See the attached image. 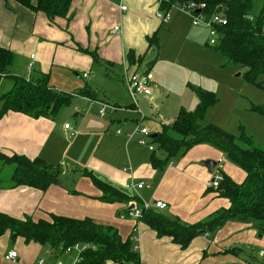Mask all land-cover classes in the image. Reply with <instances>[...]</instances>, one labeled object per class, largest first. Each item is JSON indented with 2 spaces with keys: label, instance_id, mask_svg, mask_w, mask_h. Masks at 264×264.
I'll return each mask as SVG.
<instances>
[{
  "label": "crops",
  "instance_id": "obj_1",
  "mask_svg": "<svg viewBox=\"0 0 264 264\" xmlns=\"http://www.w3.org/2000/svg\"><path fill=\"white\" fill-rule=\"evenodd\" d=\"M36 1L30 0L32 4ZM160 1L72 0L66 18H55L49 22L43 13H33L15 0H0V48L10 51L13 56L9 72L33 82L46 77L48 88L57 93L74 97L84 91L95 96V101L83 96L79 98L87 102H104L87 84H84L85 88L71 94L56 90L54 84L66 87L73 76L86 80L93 77L89 71L94 65H102L104 69H110L109 75H114L116 71L119 73L118 79L125 89L122 73L124 74L126 56L130 51L133 52L135 60L141 58V64L131 66L129 71H149L140 70L141 65L150 49L153 46L158 48L160 36L181 35L186 22L184 18H188L192 25L189 16L177 11L173 14L174 9L169 10V21L161 23L156 17L160 11ZM122 7H125V10H122ZM114 27H119L120 31L112 34ZM200 30L207 31L203 26ZM154 35L157 43L149 46L147 38ZM72 69L81 70L82 74L72 75L68 72ZM153 81L155 87L150 99H161L164 92L163 83L156 79L155 75ZM12 85L9 79H1L0 89L3 91L0 92V97L7 93ZM141 99L151 105V100L144 97ZM197 104L198 97H194L193 104H189L186 111L194 110ZM128 112L135 116H126ZM136 115L129 106L125 111L118 110L113 113L108 122H116L118 127L113 131L114 135H108L104 131L108 118L104 120L89 111L84 112L71 137L72 118H34L14 112L5 114L0 118V153L6 156H23L29 160L39 158L53 167H58L61 173L57 177L56 185L41 192L25 186L13 187L12 167L9 182L3 185L0 181V214L32 221L50 220L51 216L74 220L89 219L96 224L112 227L123 240L136 234L137 253L141 264H237L235 256H241L245 261L251 260L252 249L246 248L244 253L236 250L238 242L243 239L248 241L251 236L254 237V232L248 236L239 233L237 237H232L237 228L240 232L248 229L244 224L229 221L218 230L213 239L210 233H205L193 239L187 248L181 249L171 238L158 237L144 222L123 216L125 210L133 206L132 203L139 205L162 202L167 206L165 210L151 207L148 211L159 213L167 219L187 226L208 221L230 205L220 190L207 186L213 173L220 172L236 184H241L246 176L221 150L209 144H198L183 150L163 162L159 168H153L151 151L147 146L138 144L139 135L135 129L139 125H136ZM176 117L167 122L161 121L159 129L149 133L147 145L155 148L151 137L161 130V125L171 124ZM91 120H96L104 126L101 137H107L111 144L101 146L103 149L99 144L92 147L94 136L91 134L96 130L88 128ZM66 124H69V130L64 129ZM118 130H121L120 134H117ZM66 138L69 143H65ZM70 148L74 154L70 153V158L64 163L67 149ZM159 157L164 161L165 155L159 154ZM207 161L216 163L212 172L203 165ZM87 172L134 199L127 203L102 202V193L92 184L86 175ZM140 183L143 184L141 189L127 188V185ZM231 243L234 245L230 246ZM46 250L52 257L61 258L65 254L63 252L52 255ZM10 251L17 253L16 263L4 259ZM227 251H230V254L221 256ZM41 253L43 247L39 244H26L21 237L13 238L9 232L0 237V264H34ZM74 260L75 258L71 261L68 259L65 263L72 264ZM65 263L61 259L57 261V264Z\"/></svg>",
  "mask_w": 264,
  "mask_h": 264
},
{
  "label": "trees",
  "instance_id": "obj_2",
  "mask_svg": "<svg viewBox=\"0 0 264 264\" xmlns=\"http://www.w3.org/2000/svg\"><path fill=\"white\" fill-rule=\"evenodd\" d=\"M33 13H43L49 22L55 18H66L72 0H15ZM255 0H161L160 12L171 9L175 3H204L201 13L210 17L220 13L227 20L226 25L217 27L218 36L213 49L229 63L245 69V79L264 90V0L261 9L252 14ZM149 46L157 43L156 35L147 38ZM127 66L141 64V58L134 59L128 52ZM13 56L10 51L0 48V80L9 79L12 88L0 97V118L9 112L20 113L34 118L54 116L67 106L71 96L57 93L48 88L46 77L40 81H27L9 72ZM137 72V71H135ZM198 104L192 111L180 109L176 119L168 125H161L156 138L151 141L156 147L151 152V166L159 168L163 162L173 158L198 144H209L221 150L227 159L241 168L246 176L241 184H236L223 175L217 190L229 201V208L221 210L208 221L184 225L167 219L159 213L144 212L139 221L144 222L158 237H169L181 249L205 233H212L229 221L242 224L254 223L258 233L264 235V149L253 143L246 135L235 136L213 124L204 123L206 111L217 103L212 92L195 90ZM78 96L95 101V96L80 92ZM131 108V105L129 106ZM251 110L264 117V108ZM159 152L156 154V152ZM160 155H165L161 161ZM0 162L13 165L11 182L13 187L25 186L47 191L58 183L61 173L42 159L29 160L12 155L7 159L0 153ZM86 175L102 193L104 203H127L133 200L120 190L101 181L91 172ZM9 232L13 238L21 237L26 244L35 243L47 247L52 255L62 254L76 244L88 245L75 264H141L137 251H134L132 238L123 240L118 232L109 226L99 225L89 219L74 220L51 216L50 220H18L0 214V237Z\"/></svg>",
  "mask_w": 264,
  "mask_h": 264
},
{
  "label": "rangeland",
  "instance_id": "obj_3",
  "mask_svg": "<svg viewBox=\"0 0 264 264\" xmlns=\"http://www.w3.org/2000/svg\"><path fill=\"white\" fill-rule=\"evenodd\" d=\"M261 1L262 0L254 1L252 14L256 15L259 12L261 9ZM176 11L181 13V11L175 10L173 14L177 13ZM184 19L186 22L184 23L183 33L178 35V37H163L161 35L158 48L153 46L147 54L144 63L141 65L140 70L145 71L149 69L151 74L155 75L156 79L162 81L164 92L161 99H152L151 105H149V102L143 101V99H141L142 97L138 98L139 109L146 118L141 120V116L137 114L138 121L136 125L138 124L140 127L146 128L151 134L159 129L161 121L167 122L175 118L180 108L187 110L188 105L193 104V98L197 97L193 90L209 91L215 95L217 103L207 109L204 123L213 124L221 130L234 134L235 136L241 134L249 136L254 144L264 149V117L251 110V108L255 106L264 108V90L245 79L244 68L229 63L213 49V46L209 44L210 37L208 32L200 30L202 26L194 28L188 18ZM192 41H194V43H192ZM33 70H35V68ZM27 71L29 70L27 69ZM68 72L72 75L75 73L82 74V71L77 69H72L71 72ZM89 73L93 77L82 80L76 79L73 76L72 81H69L66 87L56 83L54 84V88H56V90H63V92L66 91V93L70 92L69 94H71L73 91L85 88L84 84H87L96 91L100 100H103L110 106L116 104L119 107L116 111L127 110V107L130 106L132 102L118 79L119 73L117 71L114 75L110 74V76L108 74L110 73L109 68L104 69L102 65H94ZM85 74L87 75L88 73ZM20 75L24 76L22 74ZM6 82L10 84L8 80ZM2 91L3 89H0V92ZM100 103L87 102L83 100V98H79V96H74L71 98L70 104L61 107L54 118H71L75 113L81 115L89 111L95 117L104 120L108 118L107 122L104 124L105 134L114 135L113 131L117 129L118 126L116 122L108 121L109 117H112V114L116 111H108L100 115ZM94 104H97V106L95 107ZM78 109L79 111H77ZM130 112L132 113V111ZM126 116L135 115L128 112ZM71 122V131H76L79 125L74 127V120L71 119ZM89 124V129L96 130L94 134H91L92 137L94 136L91 142L92 147L95 144H99L100 148L101 146L111 144L107 137H101V130L104 127L102 124H99L96 120H91ZM107 128H110V131ZM71 137L68 138L71 139ZM135 139H137V137H135ZM65 143H69V140H65ZM71 150V148L67 149L68 152L64 159V163H66L67 158H70V153L71 155L74 154ZM6 157L7 159L11 158V156ZM12 167L13 165H5L0 162V181L3 185L9 182ZM230 223L242 225V223L235 220L230 221ZM244 226L248 229H244L240 232V229L237 228L235 232H233L234 234L232 237H237L239 233L242 236H248V234L254 232V237L251 236L248 241L245 239L239 241L236 250H241V252L244 253L246 248L252 249L253 258L245 261L241 256H235L237 264H264V236H260L254 223L244 224ZM219 229L210 233L212 239ZM233 245L234 243L230 244V246ZM46 249L48 248L43 247V253L40 254L39 258L44 259L45 262L50 264H57L58 259H61L65 263L66 260L69 259V261H71L76 257L74 253H65L61 258L52 257ZM260 251L263 252L262 255ZM228 254H230V251L225 252V255L221 256L224 257ZM236 254L238 255V252ZM36 260L34 264H36Z\"/></svg>",
  "mask_w": 264,
  "mask_h": 264
},
{
  "label": "built area",
  "instance_id": "obj_4",
  "mask_svg": "<svg viewBox=\"0 0 264 264\" xmlns=\"http://www.w3.org/2000/svg\"><path fill=\"white\" fill-rule=\"evenodd\" d=\"M171 9L181 11L182 13L186 14L189 16L192 20V25L193 26H203L206 28L208 34H209V44L212 46L216 43V39L218 36L217 32V27L224 26L227 23V20L225 19L224 16H222L220 13H214L210 17H205L201 13L206 9V5L204 3H194V2H189V3H175ZM122 10H125V7H122ZM157 19L161 23H166L170 19V11L166 12H158L156 15ZM120 29L119 27H114L112 30V34H115L119 32ZM33 58V56H31ZM29 69H31V64L29 65ZM86 77V75H84ZM123 83L126 89V92L132 102L131 108L139 115L141 116V120L144 119L145 117L142 114V111L139 109L138 106V98L144 97L149 100L150 97L152 96V91L153 88L155 87L154 81H153V75L151 72L146 71L143 73H138L135 71H129V68L127 64L124 66V74H123ZM100 103V102H99ZM118 107L115 105L110 106L104 102H101L99 104V114L103 115L108 111L115 112ZM69 124L64 125L65 130H69ZM135 132L139 135L138 139V144L141 146H147L149 151H153V146L152 145H147V139H149V132L146 128L144 127H139L137 126L135 129ZM74 131H71L70 134L71 136L74 135ZM121 130L117 131V134H120ZM221 163V161L219 162ZM223 180V175L220 172H214L212 175L211 180L207 184L209 188L212 189H217L220 182ZM143 186L142 183L140 184H130L127 185V188L129 189H141ZM133 206H130L128 209L125 210L124 217L127 219H137L140 220L144 212H147L150 210L151 207H154L158 210H165L167 206L162 203V202H155L153 204H148V203H141L139 205L132 203ZM136 233V230H133V234ZM133 243H134V251H137V237L136 234L133 235L132 237ZM89 246L88 245H80L76 244L72 247L67 248L64 253L68 254H76L75 260L73 261L72 264H75L78 262L79 255L80 253L87 249ZM263 254V252H261ZM4 259L6 261H9L11 263H16L17 262V253L15 251H10L7 253V255L4 256ZM36 264H50L45 262L44 259L38 258L36 260Z\"/></svg>",
  "mask_w": 264,
  "mask_h": 264
},
{
  "label": "water",
  "instance_id": "obj_5",
  "mask_svg": "<svg viewBox=\"0 0 264 264\" xmlns=\"http://www.w3.org/2000/svg\"><path fill=\"white\" fill-rule=\"evenodd\" d=\"M71 118L74 120V127H77L80 122H81V118L82 116L78 113H75L74 115L71 116ZM156 135H153L151 137V139H155ZM205 167H207V169L212 172L214 167L216 166V163L214 162H210V161H207L203 164ZM119 264H123V263H119Z\"/></svg>",
  "mask_w": 264,
  "mask_h": 264
}]
</instances>
